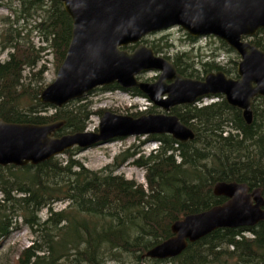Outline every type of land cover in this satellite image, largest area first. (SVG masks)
Here are the masks:
<instances>
[{
    "label": "trees",
    "instance_id": "obj_1",
    "mask_svg": "<svg viewBox=\"0 0 264 264\" xmlns=\"http://www.w3.org/2000/svg\"><path fill=\"white\" fill-rule=\"evenodd\" d=\"M16 1L13 7L12 0H0L9 12L0 16V55L7 53L5 60L0 58V119L36 125L63 120L56 137L83 132L93 114L87 105L75 106V100L62 108L42 104L38 101L42 86L32 82L45 68L33 71L41 53L52 55L56 67L64 59L71 36L70 17L56 0ZM19 19L34 22L33 29L42 42L38 48L20 37L14 27ZM186 36L189 41L196 40ZM248 38L264 51V29ZM219 41L223 51L234 52ZM142 42L147 43L145 38ZM152 49L158 52L154 46ZM216 56L211 53L212 59L204 61L192 51H180L173 58H164L185 77L202 79L218 70L237 77L238 57L220 65L214 61ZM25 69L30 77L27 84L22 83ZM101 89L145 98L136 88L124 90L113 84ZM216 98L208 104L179 105L170 110L194 132L192 140L181 143L168 134L148 135L141 144L157 142L155 150L141 154L129 147L97 171L72 158L78 148L65 151V160L56 156L37 165L0 166V247L21 226L33 235L30 245L11 264H125L128 258L134 264H264V221L249 228L214 230L188 243L173 258L141 259L146 250L171 236L174 221L226 200L213 194L216 182L245 183L250 190L258 188L264 197V98L252 100L250 124L222 95ZM82 100L85 97L79 102ZM69 105L72 107L66 108ZM154 111L150 106L133 115ZM129 161L144 170V184L115 173ZM61 202L66 205L55 210L53 206ZM42 210L46 211L44 219L38 216Z\"/></svg>",
    "mask_w": 264,
    "mask_h": 264
},
{
    "label": "water",
    "instance_id": "obj_2",
    "mask_svg": "<svg viewBox=\"0 0 264 264\" xmlns=\"http://www.w3.org/2000/svg\"><path fill=\"white\" fill-rule=\"evenodd\" d=\"M56 1L71 19V36L55 79L40 91L38 101L62 108L96 88L116 84L124 90L138 89L160 112L132 117L105 110L95 131L58 137L54 133L63 120L36 125L0 119V166L37 165L73 148L84 150L128 137L168 134L185 143L194 138V132L170 110L217 95L239 109L246 124L252 122V100L264 98V51L246 39L264 29V0ZM175 26L192 38L212 36L234 50L239 57L237 77L221 70L202 79L182 76L170 60L142 42L151 33ZM128 45L135 47L123 49ZM152 71L158 72L153 82L138 79ZM212 192L226 200L174 221L171 236L146 250L141 259L173 258L188 243L214 230L249 228L264 221V197L259 189L219 181Z\"/></svg>",
    "mask_w": 264,
    "mask_h": 264
},
{
    "label": "rangeland",
    "instance_id": "obj_3",
    "mask_svg": "<svg viewBox=\"0 0 264 264\" xmlns=\"http://www.w3.org/2000/svg\"><path fill=\"white\" fill-rule=\"evenodd\" d=\"M4 2L6 3L8 2V0H4ZM11 5L15 7L17 5V1L12 0ZM8 13L9 12L4 7V5L0 4V16L7 15ZM33 24V21L27 23L19 19L16 23H14V27L18 30L21 38H23L24 40H28L34 45L35 48H38L42 44V42L40 36L33 29ZM145 40L147 41L146 45L148 47L153 48L154 46L156 49H158V52L156 51L155 54L161 57L173 58L176 52L192 51L194 56L197 55L198 58L203 57V60L205 61L207 59H212L211 53H217L218 56L215 57L214 61L219 63L220 65L226 64L230 59L235 60L236 56L238 57L235 51H223L220 41L213 38L212 36L201 37L193 42L189 41L186 33L178 27H171L169 29L153 33L145 37ZM246 40L249 41L250 38H247ZM166 43L171 44V47H166ZM40 55L42 59L39 61L37 68L33 71H37V69H39L41 66H44L45 68L42 75L40 77H35L32 82L33 84H36L38 86L41 85L43 89L55 79L58 67H56V63L52 55L42 56L43 53H41ZM0 58L2 60H5L7 58V53H2L0 55ZM238 61L239 57L237 62ZM22 76V83L27 84L30 81L27 69L24 70ZM157 76L158 72L152 71L142 73L138 76V78L140 81L153 82ZM84 97L85 100H82L80 102V99L75 100L78 101V103H75L74 105L76 106L79 104H85L88 106V109L93 112V114L89 116L86 122L85 130L87 131H95L97 129L101 116V114H96L98 110H102V113L103 111L108 110L119 115L138 117L142 114L137 116H134L133 114L137 112H144L150 106H152V104H150L147 99L141 97H132L123 90L107 91L102 90L101 88H96ZM216 99V97H207L201 99L199 101V104H208L215 101ZM71 105L66 106V108L72 107ZM154 109L155 111L151 113L160 112L158 108L154 107ZM144 137L145 136L128 137L122 140L112 141L108 144L100 145L97 147L79 150L74 155H72V158L80 162L85 168L92 171H97L102 169L106 165L111 164L113 162V158L116 155L123 152L129 147H134V149L141 154H147L156 144L153 143V141L141 144V141ZM57 157H59V159L65 160L67 155L61 154ZM115 173L118 175H122L125 179L134 180L137 183L144 184L145 182L144 170L133 166L131 164V161L122 164ZM65 205L66 203L61 202L56 203L53 207L55 210H58L63 208ZM38 216L41 219H44L46 216V211L42 210L41 212H39ZM243 235L250 236L248 232H244ZM32 240L33 235L30 234L29 231L22 226L17 231L12 232V234L4 241V243L0 247V264H11L13 259L17 257L20 251L23 248L29 246ZM125 264H134V262L131 261L130 258H128L125 260Z\"/></svg>",
    "mask_w": 264,
    "mask_h": 264
},
{
    "label": "bare ground",
    "instance_id": "obj_4",
    "mask_svg": "<svg viewBox=\"0 0 264 264\" xmlns=\"http://www.w3.org/2000/svg\"><path fill=\"white\" fill-rule=\"evenodd\" d=\"M175 27H176V26H175ZM155 33H156V32H155ZM151 34H153V33H151ZM147 36H148V35H147ZM147 36H146V37H147ZM197 101H198V100H197ZM196 105H200V104H199V102H198V103H196ZM257 189H258V188H257ZM262 197H263V196H262Z\"/></svg>",
    "mask_w": 264,
    "mask_h": 264
},
{
    "label": "flooded vegetation",
    "instance_id": "obj_5",
    "mask_svg": "<svg viewBox=\"0 0 264 264\" xmlns=\"http://www.w3.org/2000/svg\"><path fill=\"white\" fill-rule=\"evenodd\" d=\"M149 35H151V34H149Z\"/></svg>",
    "mask_w": 264,
    "mask_h": 264
}]
</instances>
